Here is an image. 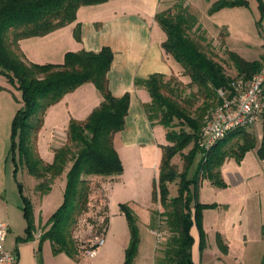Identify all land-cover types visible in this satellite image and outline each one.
I'll list each match as a JSON object with an SVG mask.
<instances>
[{
	"label": "trees",
	"instance_id": "obj_1",
	"mask_svg": "<svg viewBox=\"0 0 264 264\" xmlns=\"http://www.w3.org/2000/svg\"><path fill=\"white\" fill-rule=\"evenodd\" d=\"M106 1L0 0V74L21 91L22 103L12 122L11 155L17 169L21 167L36 180L35 191L41 195L50 191L56 179L66 175L64 200L49 218V227L43 232L42 240L49 239L54 250L74 256L80 253V244L84 246L83 250L90 251L95 247V236L106 229L108 216L105 205L94 206L92 199L94 192L101 188V180L117 179L124 172L114 137L125 127L130 95L117 97L109 87L108 72L114 57L110 47L105 46L99 52L69 51L62 63L40 64L27 58L20 40L48 34L75 21L81 6ZM258 1L264 15V1ZM249 4L250 0H217L211 11ZM156 20L166 33L163 41L165 51L182 68L180 74L154 73L136 80L150 93L151 99L145 104L150 120L162 124L167 131V143L162 145L161 173L154 192L162 206L158 212L162 227L158 231L167 235L159 247L157 262L194 264L193 225L202 224L205 208L217 206V203L199 201L197 191L202 181L199 176L203 173L202 177L226 186L221 173L226 158L235 157L241 161L257 145L256 138L248 131L249 127H239L202 152L199 142L206 117L213 115L223 103L222 92L233 97L235 84L248 83L263 68L264 57L249 60L228 48L225 53L237 71L234 77L227 71L226 60L220 56L197 15L183 0L158 12ZM87 82L95 84L103 95V101L88 117L70 120L64 138L59 139L61 142L55 148L53 161H45L38 150V137L47 109ZM4 88L0 85V90ZM178 125L180 130L176 129ZM191 143L192 149L184 155V170L179 171L173 158ZM258 152L264 158V135ZM196 157L200 158L198 162H195ZM177 179L178 193L172 196L169 184ZM20 187L22 190V183ZM23 198L27 231L30 233L34 228L33 202L28 196L23 195ZM120 208L131 229L124 264H133L140 229L126 203H121ZM84 217L85 224H91L92 228L85 231V240L80 242L73 231ZM262 233L264 236V225ZM204 240L202 234V246ZM220 246L223 247L221 242Z\"/></svg>",
	"mask_w": 264,
	"mask_h": 264
},
{
	"label": "crops",
	"instance_id": "obj_2",
	"mask_svg": "<svg viewBox=\"0 0 264 264\" xmlns=\"http://www.w3.org/2000/svg\"><path fill=\"white\" fill-rule=\"evenodd\" d=\"M177 1L108 0L83 5L78 9L75 21L48 34L20 40L23 52L30 56V59L27 58L40 64L62 63L69 51L99 52L105 46L112 49L114 57L108 72L109 87L117 97L127 93L130 95L125 127L114 137L115 147L123 163L160 160L161 145L167 143V131L153 123L147 113L145 104L151 99L150 93L136 80L148 78L154 73L167 76L181 73L179 62L163 47L166 33L156 20L158 12L170 8ZM0 85L5 87L0 90V222L9 226L5 247L16 252V264H124L131 241V229L127 216L120 208L127 196L126 184L121 181L123 175L117 179L101 180V188L93 194V198L100 196V202L93 205L102 207L104 204L108 216L103 231L105 243L97 247L95 254L81 250L74 256L66 251H56L51 240H42L43 231L38 233L34 228L30 233L27 231L23 198V195H27L22 180L27 173L21 167L17 169L11 155L12 122L22 105L21 91L14 90L7 80ZM102 101L103 95L99 89L94 83L87 82L51 105L46 111L38 137L41 157L45 161H53L55 148L61 142L59 139L64 138L70 120L88 117ZM45 127L52 129L55 134L42 142ZM59 135L62 137L59 138ZM155 167L158 165L155 164ZM232 175H235L232 176L234 186L250 178L239 173ZM63 176L60 178L66 185ZM27 177L34 191L31 200L35 224L44 225L62 204L65 186L55 192L58 178L50 191L41 195L35 191L36 180L28 174ZM255 202L248 205L208 202L217 203V206L205 208L202 224L195 223L192 228L194 264H262L264 206ZM113 203L118 204V210L112 212ZM46 207L51 208V212L44 214ZM209 217L210 221H207ZM147 221L140 229V241L133 264H158L162 241L157 235L156 214L152 212L147 216Z\"/></svg>",
	"mask_w": 264,
	"mask_h": 264
},
{
	"label": "rangeland",
	"instance_id": "obj_3",
	"mask_svg": "<svg viewBox=\"0 0 264 264\" xmlns=\"http://www.w3.org/2000/svg\"><path fill=\"white\" fill-rule=\"evenodd\" d=\"M179 1L180 0L177 2ZM183 1L184 4L188 6L189 10L197 15L199 22L207 31L208 37L212 38L213 42L216 44V49L221 54L220 56L226 60V69L232 76L235 77L237 71L233 62L230 60L229 55L225 53L228 48L238 52L241 56L249 60L261 59L264 57V15L259 9L258 0H250L248 6L225 7L214 12L211 11V8L217 0ZM174 4H172V6ZM27 57L29 58L30 56L27 55ZM3 82H6V78L0 74V83ZM13 88L14 90H17L15 87ZM159 125L161 130H166L162 124ZM176 129L180 130V126L178 125ZM43 130L42 136L44 135V138L41 136L42 142L51 134H55V132H53L52 129H49V127H45ZM248 131L256 138V147L248 151L241 161H238L235 157L228 156L226 158V161L221 167L223 179L227 183L226 186H219L209 177H202V173L199 176L202 181L199 183L197 191L199 201L203 203L218 202L234 205H248L256 203L255 201H257L264 206V158H262L258 152L264 135L263 118H258L257 121L249 127ZM192 147L193 143L184 148L182 153H178L173 158V162L178 167L179 171L184 170L186 164L184 155L188 154ZM161 160L162 155L160 156V160L148 159L139 164H133L126 160L127 162L124 161L123 163L125 167L121 181L126 184L127 188V196L124 203H126L128 209L134 214L139 229L147 224V216L152 214V212L154 215L156 214V219L159 224L158 229L162 227V225H160V216L158 214L159 206L160 210H162V206L159 204V197L155 198L154 194L156 181L161 173ZM199 160L200 158L196 157L195 162H198ZM155 164H157L158 167H155ZM192 173L193 168L191 169V174ZM235 173L247 177L250 176V178H247L246 180L244 179L234 186L232 176L235 177V175L232 174ZM24 177L25 178L22 177V180L24 183L25 194L32 198L34 197V191L31 188V182L29 181L27 174ZM63 177L66 179V175ZM58 180L59 182L56 185L55 192H58L65 186L64 183H62V178ZM178 182L179 179L169 184L172 196L178 193ZM146 185L148 186L147 190ZM99 202L100 196L98 195L92 199L93 204ZM116 210H118V204L113 203L111 211L113 212ZM50 212L51 208L49 209V207H46L44 209V214ZM35 221L34 217V229H37L38 233H41L42 231L44 232L48 229L49 226L47 223L44 225L38 224L37 226ZM207 221H210V217ZM91 228V224H85L84 217L79 220L75 226L73 231L74 236L77 240L79 239L80 242L81 240L83 242V240H85V231L89 232ZM166 239L167 235L162 232V237L159 240L164 242ZM80 247L82 248L81 250H83L84 246L80 244Z\"/></svg>",
	"mask_w": 264,
	"mask_h": 264
},
{
	"label": "built area",
	"instance_id": "obj_4",
	"mask_svg": "<svg viewBox=\"0 0 264 264\" xmlns=\"http://www.w3.org/2000/svg\"><path fill=\"white\" fill-rule=\"evenodd\" d=\"M264 89V66L256 73L248 83L239 82L235 84L236 94L229 97L223 94V103L215 110L213 115L206 117L203 127L202 137L199 146L202 152H206L216 142L222 139L236 128L250 127L260 117L264 110L263 101ZM9 233V226L0 222V264H16L17 254L13 250L5 247V242ZM158 238L162 237V232H157ZM93 247L90 252L95 254L98 246L105 243V235L95 236Z\"/></svg>",
	"mask_w": 264,
	"mask_h": 264
}]
</instances>
